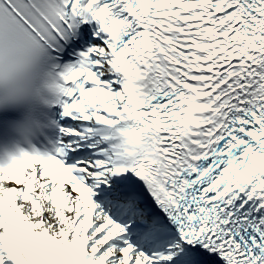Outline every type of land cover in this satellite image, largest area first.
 I'll use <instances>...</instances> for the list:
<instances>
[{
  "label": "snow or ice",
  "instance_id": "6c2138e0",
  "mask_svg": "<svg viewBox=\"0 0 264 264\" xmlns=\"http://www.w3.org/2000/svg\"><path fill=\"white\" fill-rule=\"evenodd\" d=\"M0 264H264V0H0Z\"/></svg>",
  "mask_w": 264,
  "mask_h": 264
}]
</instances>
